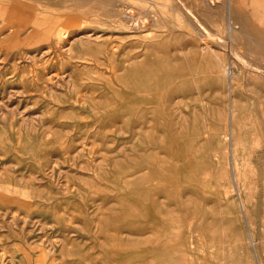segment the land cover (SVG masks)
<instances>
[{
    "label": "rangeland",
    "instance_id": "obj_1",
    "mask_svg": "<svg viewBox=\"0 0 264 264\" xmlns=\"http://www.w3.org/2000/svg\"><path fill=\"white\" fill-rule=\"evenodd\" d=\"M1 1L0 264H264V0Z\"/></svg>",
    "mask_w": 264,
    "mask_h": 264
},
{
    "label": "bare ground",
    "instance_id": "obj_2",
    "mask_svg": "<svg viewBox=\"0 0 264 264\" xmlns=\"http://www.w3.org/2000/svg\"><path fill=\"white\" fill-rule=\"evenodd\" d=\"M1 2H4V0L1 1ZM9 4H10V3H9ZM9 4H8V5H9ZM226 6H227V5H226ZM5 12H6V11H5ZM149 21H150V20H149ZM140 24H141V23H140ZM136 27H137V26H136ZM225 46H226V45H225ZM232 49H233V48H232ZM234 49H235V48H234ZM24 57H25V56H24ZM246 65H247V64H246ZM246 65H245V66H246ZM246 67H247V66H246ZM246 67H245V68H246ZM248 69H251V70H253V71H255V72H258V73H260V71H261V70H258L257 68H253V67H251V66H248ZM229 70H230V69H229ZM226 71H227V70H226ZM231 71H232V70H231ZM231 71H229L228 73H229V76L232 77V73H231ZM261 73H262V72H261ZM229 76H228V77H229ZM229 124H230V123H229Z\"/></svg>",
    "mask_w": 264,
    "mask_h": 264
}]
</instances>
